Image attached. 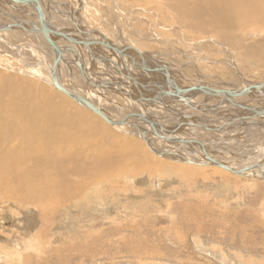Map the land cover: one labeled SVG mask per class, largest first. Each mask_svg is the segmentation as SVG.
I'll use <instances>...</instances> for the list:
<instances>
[{
	"label": "bare ground",
	"instance_id": "obj_1",
	"mask_svg": "<svg viewBox=\"0 0 264 264\" xmlns=\"http://www.w3.org/2000/svg\"><path fill=\"white\" fill-rule=\"evenodd\" d=\"M10 1L0 0V16L9 17L11 20V23L0 21V54L3 57L11 55L10 58H21L24 67L5 71L6 69L0 66V196H8V201H14L27 208L32 205L35 210H39L40 220H47L42 223L49 225L51 211L59 206L72 208L77 203L76 194L81 188L80 184L82 186L83 182H92L112 169L119 172L118 162L122 157L118 156L115 147L123 157L127 156L126 152H140L141 167L150 168V172L158 170L152 169L161 168L164 164L173 172L181 170L186 174L189 172V175L203 173L206 166L223 170L208 161V156L215 162L230 166L233 171L253 166V169L242 175L229 172L231 174L239 177L253 175L252 177L264 179V165L261 167L264 157L250 161L249 166L237 168L214 154L212 156L213 148L219 150L218 154H222L220 150L237 149V159L243 161L244 149L238 148L243 145L237 148L224 145L227 133H235L242 144H256L255 140L259 141L255 149L264 155V86H260L262 83H246L237 63L232 62L233 59L226 58L232 66L230 74L233 76L231 83L234 85L226 86L224 80L217 79L216 81L223 83V87H219L220 85L210 82L208 77L204 79V76L197 75L193 79L198 78L203 88L184 87L177 82L178 77L172 75L177 72L178 75L187 76L184 65H171L167 58L159 53L142 52L122 43L115 44L100 31L101 29L83 28L85 25H82L80 19L85 0H48L50 6H47V11L44 10L45 6H42L44 0H41L42 3L38 0L44 13V22L51 30L93 44L89 47L72 44L60 36L52 35L54 43L62 49L61 60L56 67L57 77L65 90L92 103L110 120L124 121L123 125L112 126L83 103L55 88L51 74L57 54L38 31L42 26L36 3L25 4L21 2L24 0ZM104 2L105 0H101L102 5H105ZM110 4L112 9L108 10V13L113 18L117 19L120 15L130 22L133 12L119 8L118 0H110ZM152 4L157 10H160L159 6L165 8L160 11L166 13V16L172 15L175 21H178L176 25H166L160 19L161 13L154 8L152 17L158 31L148 19L141 16L137 18L138 22H134L149 26L151 33L144 35L137 30L140 37L150 41H154L155 37L162 44L165 43L161 39L162 34L169 37L167 34L172 32L173 37L169 40L173 39L181 47L188 48L194 44L199 47L204 44L206 47H200L204 59L190 56L193 61L189 66L191 68L198 69L202 62L214 67L217 61L207 59L204 55L205 51L209 50L207 41L194 43L187 40L186 33L182 31L186 28L181 25L188 23L187 28L201 34L215 31L221 34L225 41L230 39L229 35L244 33L247 30L264 32L261 26L264 24V0H151ZM130 9L134 11L133 8ZM135 10L142 12L139 8ZM64 19L73 25L69 27L70 31L62 28L66 25L62 22ZM52 20L58 23L55 25H59L60 29L54 27ZM135 27L130 24L132 31ZM120 32L118 35L122 37ZM162 45L181 51L170 41ZM102 47L112 53V57L118 60L117 64L113 63ZM188 49L193 52V48ZM119 50L123 52L119 53ZM100 62L102 68L98 67ZM221 69L224 71L225 68ZM76 70L79 73L78 79ZM136 70L147 75L148 79ZM7 72L13 74L7 75ZM119 73H123L125 79L118 77ZM62 76L67 77L68 82H63ZM24 77L30 80H25ZM252 86L258 88L249 89ZM246 88V92L242 91ZM201 95L204 97H200ZM243 97L251 99V103ZM235 107H243L247 112L237 111ZM137 108L140 111H136ZM154 110L161 115H158L159 118L165 116L166 126L155 114L151 115ZM139 116L146 117V120ZM172 118L177 122H170ZM215 121L222 126H214L216 123L213 125L212 122ZM252 128H257L259 132L257 129L251 130ZM116 132L122 137H136L135 139L144 146L130 141L125 143V140L119 143L115 141L118 138V135L114 136ZM199 135L201 138L197 140ZM100 136L104 139L99 138ZM210 136H213L215 141ZM111 140L113 144H119L113 147L110 145ZM107 150L117 154V157L113 153H107ZM231 153L226 152L229 155ZM165 158L169 161H165ZM74 194L75 199L69 203L65 198ZM41 241V238L35 240L37 243ZM59 246L55 260L60 264H70L73 261L72 256L80 253L76 252V247H64L61 250ZM43 255L44 253L40 257ZM49 258L52 259L51 256Z\"/></svg>",
	"mask_w": 264,
	"mask_h": 264
},
{
	"label": "rangeland",
	"instance_id": "obj_2",
	"mask_svg": "<svg viewBox=\"0 0 264 264\" xmlns=\"http://www.w3.org/2000/svg\"><path fill=\"white\" fill-rule=\"evenodd\" d=\"M44 3L42 6H45L44 10L47 11L50 1L44 0ZM104 3L106 6L102 5L101 0H85L80 19L82 25L86 26L83 28L101 29L100 31L115 44L122 43L142 52L159 53L165 56L171 65H184L187 76L180 74L181 77L177 72L172 74L178 77L177 82L184 87L203 88L198 78L193 79L197 75L204 76V79L208 77L210 82L220 85L219 87H223V83L216 81L217 79L224 80L226 86L234 85L231 83L233 76L230 74L232 66L226 58L237 63L246 83H264V32L247 30L244 33L231 34L230 39L225 41L224 37L215 31L201 34L187 28L188 23L181 25L187 29H182L187 40L194 43L207 41V49L212 52L206 50L204 55L207 59L217 61L214 67L202 62L198 69L191 68L189 66L193 61L190 56L204 59L200 50V47H206L204 44L199 47L197 44L189 45L188 48H193L191 53V50L181 47L173 39L169 40L173 37L172 32L167 34L169 37L159 35L165 41L162 44L170 41L176 49L186 53L184 57V52L160 44L155 37L154 41L140 37L138 31L144 35L151 33L149 26L134 22H138L137 18L141 16L148 19L158 31L152 17L155 7L151 5V0H118L119 8L133 12L130 22L120 15L117 19L113 18L108 13V10L112 9L110 0H105ZM153 3L159 5L157 2ZM137 8L145 12H137ZM159 9L165 8L159 6ZM160 10L157 11L161 13L160 19L163 23L176 25L178 20L175 21L172 15L166 16V13ZM119 18L121 20H118ZM0 21L11 23L10 18L6 16H0ZM62 22L66 23L63 29L70 31L69 27H73L66 19ZM56 23L53 22L54 27L60 29ZM130 24L136 26V30L132 31ZM261 26L264 29V24ZM119 32L122 37L118 35ZM102 48L113 63L117 64L118 60H114L112 53ZM10 56L3 57L0 54V66H3L5 71L24 67L21 58ZM101 63L98 65L100 68ZM221 67L225 68L224 71ZM10 73L7 72V75ZM78 77L76 70V79ZM118 77L125 79L123 73H119ZM61 78L64 79L63 82L67 81L65 76ZM23 79L30 80L27 77ZM245 99L251 103V99ZM135 110L140 111L138 108ZM157 112L154 110L151 115L155 114L159 118L161 115ZM114 117L118 118L116 115ZM159 120L162 124L167 122L165 116ZM170 122L177 121L172 118ZM212 123H216L214 126H222L218 121ZM255 129L257 128L251 130ZM257 131L259 132L258 129ZM116 135L118 138L115 141L119 143L125 140V143L130 141L138 146L143 145L131 135L122 137L117 132L114 133V136ZM234 135L235 133H227L226 141L222 136L225 141L223 143L226 147L229 145V148L243 145L238 147L244 149L245 157L242 162L237 159V149L220 150L222 154H218L219 150L213 148L212 156L215 155L237 168L249 166L250 161L264 157L263 152L255 149L259 141L255 140L256 144H242L238 141V136ZM199 136L197 140H200L201 135ZM210 137L213 139V136ZM111 142L113 147L119 144H113V140ZM115 150L118 156L122 157L118 162L119 172L112 169L92 182H83L82 186L80 184L81 188L76 194L77 203L72 208L59 206L51 211L49 225L42 223L47 220L41 221L39 210H35L32 205L27 208L14 201H8V196H0V264H60L55 260L58 245L61 250L73 246L76 247V252H80L72 256L74 262L71 261L70 264H264V179L252 177L253 175L239 177L210 166H206L203 173L193 175L181 170L173 172L166 164L150 172V168L141 167L140 152H126L127 156L123 157L116 147ZM229 151L232 153L226 154ZM109 152L113 153L107 150V153ZM117 154L114 156L117 157ZM164 160L169 161L168 158ZM152 162L157 163L158 160ZM65 199L71 203L75 194ZM38 238L42 239L41 243L35 242ZM43 253V257H40Z\"/></svg>",
	"mask_w": 264,
	"mask_h": 264
},
{
	"label": "water",
	"instance_id": "obj_3",
	"mask_svg": "<svg viewBox=\"0 0 264 264\" xmlns=\"http://www.w3.org/2000/svg\"><path fill=\"white\" fill-rule=\"evenodd\" d=\"M13 2H17L18 0H11ZM22 3H25V4H28V3H33L35 2L36 3V11L40 17V21H41V28L38 29L39 33L43 35V37L45 38L46 42L52 47L53 51L56 52V58L54 59V62H53V70H52V74H51V77H52V81H53V84L55 86V88L61 92H63L64 94L68 95L69 97H72L74 99H76L77 101L81 102L84 104L85 107H87L90 111H92L93 113L97 114L98 116H100L101 118H103L108 124L112 125V126H119V125H123L124 124V121H120V122H114L112 120H110L99 108H97L95 105H93L92 103L88 102L87 100H84L82 99L80 96H77V95H72L69 91L65 90L59 83L58 81V77H57V71H56V67L58 65V63L60 62L61 60V53H62V49H60L53 41L52 39V35H56V36H60L62 38H64L66 41L72 43V44H81V45H85V46H90V45H93L91 44L90 42H84L82 40H78L74 37H71V36H68L66 34H62L60 33L59 31L57 30H51L47 24L44 22V13L42 11V8H41V5L39 4L38 0H24V1H21ZM123 51L119 50V53H122ZM78 66L80 67L81 69V66L80 64H78ZM261 87L264 86V83L260 84ZM258 88L256 86H252L250 87L249 89L251 88ZM192 90V89H191ZM244 92L247 91V88L242 90ZM140 118L146 120V117H141L139 116ZM157 134V133H156ZM167 156V155H166ZM207 157V160L210 161L211 163H214L215 165H217L218 167L222 168L223 170L225 171H228V172H232V173H235L236 175H242L244 173H247L248 171H250L251 169H253V166H250V167H246L245 169H236L235 171H233L230 166L224 164V163H220V162H215L214 160H212L210 157L206 156ZM264 165V163L261 165V167ZM259 167V166H257ZM264 176L262 175V178Z\"/></svg>",
	"mask_w": 264,
	"mask_h": 264
},
{
	"label": "crops",
	"instance_id": "obj_4",
	"mask_svg": "<svg viewBox=\"0 0 264 264\" xmlns=\"http://www.w3.org/2000/svg\"><path fill=\"white\" fill-rule=\"evenodd\" d=\"M114 60H116V59L114 58ZM135 66H136V68H138V64H137V63H135ZM136 72H138V73H142V72L139 71V70H136ZM142 76L146 78L147 75L145 76V74L142 73ZM146 79H148V78H146ZM155 87H157V86H155ZM200 97H204V96L201 95ZM238 98H239V97H238ZM243 98H245V97H243ZM235 108H236L237 111H240V112H247L246 109H244L243 107H242V108L235 107ZM213 118H215V117H213Z\"/></svg>",
	"mask_w": 264,
	"mask_h": 264
}]
</instances>
